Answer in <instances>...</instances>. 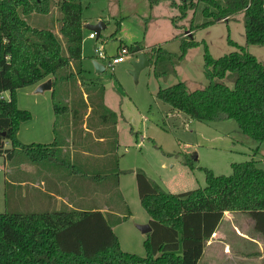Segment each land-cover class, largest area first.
I'll use <instances>...</instances> for the list:
<instances>
[{"label": "trees", "instance_id": "trees-1", "mask_svg": "<svg viewBox=\"0 0 264 264\" xmlns=\"http://www.w3.org/2000/svg\"><path fill=\"white\" fill-rule=\"evenodd\" d=\"M199 3L204 6L198 11L202 21L196 29L227 21L242 12L246 45L264 46V0H197ZM53 4L58 11L57 31L29 21L31 15L48 14ZM188 4L192 1L185 0L181 6L182 15L186 14ZM81 13V0H0V156L5 159H12L16 149H20L30 162H57V150L62 144L55 137L56 119L54 141L49 145L23 144L17 138L19 125L31 117L18 107L17 90L50 78L54 95L56 74L64 67L69 69L66 78L78 75L83 83ZM193 34L186 40L180 39L177 53L161 45L145 50L142 43L127 50L134 55L143 52L153 75L165 79L176 74V66L187 51L199 44ZM228 42L238 50L217 58L204 46L206 86L190 91L184 81H178L158 88L155 96L201 122L234 120L238 132L257 144L253 149L257 153L259 144L264 142V65L245 46L231 39ZM94 81L90 83L98 84L94 91L100 103L98 108L89 103V93L79 90L82 109L75 110V102L70 109L53 101L54 114L56 117L71 112V140L75 145L95 136L106 139L109 150L113 147L114 152L118 147L117 114L105 106L103 87ZM4 91L9 92L8 99L1 96ZM6 142L10 147L5 146ZM112 159L114 167L112 161H107L112 167L81 170L83 178H117L120 170L117 159ZM195 159V154L185 155L182 163L193 168ZM231 169L229 175H216L205 168L204 187L178 193L166 191L142 170L135 172L139 200L151 227L144 241L145 256L120 249L105 210L68 205L58 209L45 207L39 212L6 209L0 213V264H203L200 259L204 247L226 212L246 214L253 223V231L264 241V170L253 159L233 162ZM116 195L125 204L119 191ZM7 200L5 189L6 208ZM128 216L129 213L117 216L113 222Z\"/></svg>", "mask_w": 264, "mask_h": 264}, {"label": "rangeland", "instance_id": "rangeland-1", "mask_svg": "<svg viewBox=\"0 0 264 264\" xmlns=\"http://www.w3.org/2000/svg\"><path fill=\"white\" fill-rule=\"evenodd\" d=\"M191 1L186 14L182 15L181 6L185 0H81L82 47L86 57L82 61L85 77L83 83L78 75L74 79L66 78L69 69L64 67L56 74L58 81L54 95L52 89L36 92L38 85H27L17 90L18 107L28 111L31 116L22 122L17 130V138L23 144H51L54 141L53 123L56 119L55 137H58L62 146L57 150V162L49 163L58 164H55V168L59 184L56 188H46L47 191L42 195L33 196L31 202L28 201L27 193V196L21 199L24 209H15L12 204L13 166L19 161L32 162L20 149H16L14 157L10 160L0 156V213L6 209L39 212L45 207H65L67 202L74 207L86 209L99 207L106 211L105 215L112 224L120 249L145 256L144 241L147 236L137 225L147 224L149 216L139 200L135 178L137 170H142L163 189L173 193L204 187L205 168L216 175H229L233 162L253 159L257 166L264 170V142L259 144V151L255 153L253 149L257 144L238 132L234 120L201 122L173 109L155 96L158 88L173 85L178 81H184L190 91L207 85L208 81L203 74L205 45L210 54L217 58L238 50L228 42V39H231L238 45L245 46L246 50L264 65V46L245 43L242 12L227 21L220 20L210 26L196 29L195 26L202 21L198 11L204 4H197V0ZM192 5L197 8L194 10ZM57 16V6L53 4L48 14L31 15L29 21L34 25L52 27L57 31ZM100 21L105 28L100 31L99 36L95 32V37L89 38L92 30L85 25ZM191 33H194L193 37L199 44L187 51L184 59L176 66L175 75L165 79L156 78L153 68L149 65L141 69L135 79L131 71L132 61L137 55L129 52L123 54L124 61L113 67L107 66L105 59H100L105 70L99 74L94 72L92 59L96 56L95 49L100 48L104 54L113 57L123 45L129 48L131 45L142 43L145 50L161 45L167 51L177 53L180 39H188ZM94 80L103 87L102 98L105 106L117 114L118 147L114 148L112 157L117 159V169L120 170L117 178L115 175H109L97 181L82 178L81 171L74 166L77 163L70 161L71 148L64 146L65 143L62 142H68L72 137L71 112H64L55 117L53 110V101L70 109L78 106L75 108L77 111L82 109L80 91L89 93V103L98 108L99 99L94 95L98 84ZM91 81L95 84L90 83ZM1 95L5 99L9 98L8 91L2 92ZM96 114L97 112L94 113ZM82 141L90 145V138H84ZM5 146L10 147V143L6 142ZM100 148L93 146L91 150H102ZM112 149L113 147L109 151L112 152ZM192 154L196 155V159L191 160L193 168H190L184 165L182 160L185 155ZM89 158L87 157L86 161ZM112 160L97 158L93 164L97 168L102 166L101 169H107V161ZM60 162L68 164V167L72 166L67 169ZM33 163L37 169L48 164ZM111 164L114 167V161ZM72 169L78 171V174L73 176ZM107 171L110 170H105ZM47 172L51 170L48 168ZM5 189L8 194L7 208ZM26 189L28 190L27 187ZM117 191L125 204L120 203ZM126 213H129V216L125 220L113 222L117 216ZM252 228L253 223L246 214L229 213L221 220L219 235L212 241H222L230 246L243 248L246 243L238 237L237 230L249 235L252 234ZM209 254L210 250L207 249L200 263H223L219 257H208ZM260 260L245 258L239 264H264Z\"/></svg>", "mask_w": 264, "mask_h": 264}, {"label": "crops", "instance_id": "crops-1", "mask_svg": "<svg viewBox=\"0 0 264 264\" xmlns=\"http://www.w3.org/2000/svg\"><path fill=\"white\" fill-rule=\"evenodd\" d=\"M86 57L84 55V49L82 47V61L85 60ZM94 60V58L92 59V61ZM124 61V60H123ZM39 84V83H38ZM38 84H35V86H37ZM2 96V95H1ZM85 126V125H83ZM118 131V130H117ZM82 142V141H81ZM64 146H68L69 148H71L70 152H69V158L70 161L72 162H76L77 165V170L81 171L83 169L88 170L89 172H91V168H95V169H101L102 166L100 167H93L91 165L93 164V161L95 159H108V154L110 155V158H113L112 155H114L113 151H109V145L108 142L106 141V139L103 138H97L95 136H93L92 138H90V145L86 144V143H82L79 146H77V144L75 145L73 143V140H69L68 142H64L63 141ZM93 146H97V147H101L100 149L102 150H91L93 148ZM113 153V154H112ZM108 156V157H107ZM90 157L87 161L86 158ZM103 163V161L101 162V164ZM56 164V163H55ZM55 164L54 163H46L45 165H42L41 168L37 169V166L35 163H25L24 161H19L18 164L14 165L13 169H14V177L12 180V184H13V193H12V204L13 207L19 208V209H24V205L21 203V199H24L28 194L29 197V202H31L33 196L36 195H42L43 192L47 191L48 188H56V186H58L59 184V177H58V172L57 169L55 168ZM63 165H65V167H68L69 165L66 163H62ZM58 165V164H56ZM85 166H87V168H85ZM49 168V170H51V172H47V169ZM74 175L78 174L76 170H73ZM41 174V176H40ZM27 175V176H25ZM83 178V177H82ZM86 179H92V177L90 175H87ZM44 185V187H43ZM26 187L28 188V190L26 189ZM47 188V189H46ZM51 193V191H50ZM52 194V193H51ZM60 196V195H59ZM81 196V195H80ZM33 201V200H32ZM59 204V202H58ZM67 205L72 206L71 204H69L67 202ZM73 207V206H72ZM58 207H56V209H58ZM99 207H93L91 209H96ZM103 210V209H101ZM231 214V213H237V212H226L224 217L226 216V214ZM148 223V222H147ZM221 223V222H220ZM219 223V226H220ZM219 226L216 230V232L213 234V236L209 239V241L207 242V244L204 247L203 250V255L205 254L206 250L209 249L210 250V254L208 255V257H219L220 259H222L223 263L221 264H233V263H241L243 262V260H245V258H258L261 259L260 261L264 262V241L262 240V238L255 233L253 230L251 231L252 234H245V233H241L240 231L237 230V235L238 237H240L241 239H243L244 243H246V246L243 248H237V246H230L227 243H223L222 241H212L214 238L216 239V237L219 235L218 230H219ZM221 242V244H220ZM253 246L255 247V249H253ZM251 247V248H250ZM201 257V259H202ZM200 259V260H201ZM233 262V263H231ZM203 264H211V263H203Z\"/></svg>", "mask_w": 264, "mask_h": 264}, {"label": "water", "instance_id": "water-1", "mask_svg": "<svg viewBox=\"0 0 264 264\" xmlns=\"http://www.w3.org/2000/svg\"><path fill=\"white\" fill-rule=\"evenodd\" d=\"M87 28L91 29L93 32H96V35L99 36L100 31L105 28V25L103 24L102 21L96 23V24H87L85 25ZM93 69L96 74L102 73L105 70L104 65L94 59L92 61ZM132 66L133 69L131 71L132 75L134 76L135 79H137V76L140 72L141 69H143L146 66H149V60L147 59L146 55L143 52H140L136 59L132 61ZM52 88V80L50 78L46 79L45 81L41 82L38 84L36 87V92H43L44 90H50ZM137 228L142 232V233H148L151 231L150 225L147 224H141L137 225Z\"/></svg>", "mask_w": 264, "mask_h": 264}, {"label": "built area", "instance_id": "built-area-1", "mask_svg": "<svg viewBox=\"0 0 264 264\" xmlns=\"http://www.w3.org/2000/svg\"><path fill=\"white\" fill-rule=\"evenodd\" d=\"M88 37L89 38H94L95 37V32L91 31L89 33ZM95 53H96L95 59L97 61L100 62V59H105L107 61V66L113 67L115 64L120 63V62H122L124 60L123 54L124 53H128V50H127L126 47H121L120 51L118 52V54H116L113 57H109L106 54H104V52L100 48L95 49Z\"/></svg>", "mask_w": 264, "mask_h": 264}]
</instances>
